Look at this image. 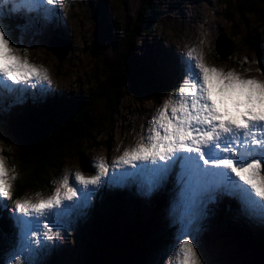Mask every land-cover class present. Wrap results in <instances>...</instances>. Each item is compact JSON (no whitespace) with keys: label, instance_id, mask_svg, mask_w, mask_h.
I'll return each mask as SVG.
<instances>
[{"label":"rangeland","instance_id":"374dc122","mask_svg":"<svg viewBox=\"0 0 264 264\" xmlns=\"http://www.w3.org/2000/svg\"><path fill=\"white\" fill-rule=\"evenodd\" d=\"M145 1L67 0L62 9H57L53 22L46 27L37 24L30 31L21 33L18 45L28 49V60L47 70L52 81L50 90L42 94L76 100L86 93L105 91L110 79L121 74L115 68L122 63L132 32L147 18L146 11L143 12ZM228 1L152 0L160 18L151 31H141L135 37L131 53L133 62L137 63L143 76L152 79L153 85L145 87L143 92L141 84H127L124 96L119 97L115 107H109L106 98L99 100L96 116H101L105 123L99 127L100 132L93 134L83 152V164L76 158L67 161L52 176L46 190L27 193L24 200L36 202L46 198L65 174L71 173L70 182L76 174L87 178L97 171L93 167L95 161L102 159L111 165L113 159H118L123 151L138 143L148 121L152 122L156 110L178 87L182 78V60L192 47L197 48L210 67L233 71L243 79L264 81V50L258 54L251 46L255 42L256 29L260 27L259 34L264 45V25L250 15L241 17L234 2L229 4ZM259 3L264 5V2ZM59 22L64 35L58 30ZM221 38L228 39L234 46L233 54L226 60L218 57L216 51V43ZM249 41L251 45H248ZM53 45H59L68 52L63 62L56 55ZM223 45L227 49V44ZM38 89L39 85L31 91L37 92ZM30 94L23 104L17 106L23 109L32 103ZM19 148V142L7 134L0 122V155L6 157V166L14 169L15 175L18 168L14 155ZM175 195L174 175H170L163 186L150 196L142 195L134 182L124 185L102 183L96 188L87 209L71 218L66 232L61 229V238L50 242V249L40 258L42 264H87L88 244H96L99 238L93 235L97 221L100 222L102 236L98 246L103 242V247H96L97 264H133L139 247L148 248L140 264H168L178 229L171 210ZM110 201H117L122 207L109 209L107 203ZM6 203L11 204V201ZM156 203L160 206L157 207ZM229 205L225 218H219L221 209L225 210ZM96 211L97 218L94 217ZM9 215L10 210L6 217L10 235L0 232V264H8L13 245L18 244V235L14 234ZM147 224L150 226L146 229ZM243 224H248L246 226L250 228L260 222L242 215L231 197H221L210 205L196 237L202 264H231V254L241 246L237 243L230 245L226 237L227 228L235 232ZM9 236L14 239L7 241ZM243 255L245 262L252 258L248 252Z\"/></svg>","mask_w":264,"mask_h":264},{"label":"snow or ice","instance_id":"6c2138e0","mask_svg":"<svg viewBox=\"0 0 264 264\" xmlns=\"http://www.w3.org/2000/svg\"><path fill=\"white\" fill-rule=\"evenodd\" d=\"M67 0H0V112L50 90L47 70L32 64L13 38L46 27ZM25 55L21 56L20 53ZM181 81L156 110L140 141L111 165L95 161L87 178L61 177L46 198L12 201L15 170L0 155V210H10L18 244L8 264H42L71 218L82 214L102 183L137 184L150 196L175 177L171 210L178 225L168 264H202L196 237L210 205L231 197L245 217L264 223V81L208 66L192 47L180 66ZM47 85L48 87H45ZM119 150V149H117ZM107 177V179H105ZM39 195V194H37ZM11 201V204L6 202Z\"/></svg>","mask_w":264,"mask_h":264},{"label":"trees","instance_id":"16d2710c","mask_svg":"<svg viewBox=\"0 0 264 264\" xmlns=\"http://www.w3.org/2000/svg\"><path fill=\"white\" fill-rule=\"evenodd\" d=\"M145 2L143 12L146 11L147 18L145 17L142 21V23L144 22L143 25L136 26L132 32L131 41L127 45L128 47L126 48L122 63L115 68V70L119 69L121 74L118 77L114 76L110 79V83L105 91L93 93L94 95L86 93L80 95L81 98L76 100L59 95L58 97L56 95L50 97L49 94L45 95L37 91L35 92L37 93L35 100L31 98L30 94L32 103L28 104L25 108L22 109L16 106L12 110L6 109L0 112V114L5 116V119H3L0 115L2 128L7 130V134H11L19 142L20 146L14 155L17 161L15 164L18 172L16 173L17 178L13 182L12 201L24 199L27 193L37 189L46 190L53 179L52 176L56 175L57 171L59 172L67 161L76 158L83 164V152L88 148V143L91 142L93 134L97 133V131L100 132L99 127L105 123L101 116H96V105L99 100L106 98L107 105L115 107L119 97L124 96L123 91L127 89V84H130V86L141 84L144 87L142 89L143 92L145 91V87L153 85L152 79L143 76L137 63L133 62V54L131 53V46H133L132 42L135 40V37L141 31H151L154 23L160 18L159 10L154 8L152 0ZM231 2H234L237 6V12L241 17L250 15L258 19L261 25H264V5H260L259 1H228L229 4ZM138 23L141 24V22ZM57 26L59 32L64 35L60 28L62 26L61 22ZM260 28L256 29V35H254L255 42L251 43L253 45L250 44V41L248 44L258 54H261L264 50L261 39L262 35L259 34ZM59 32H57V35ZM13 35L14 40L18 41L21 32L16 30ZM142 69L145 70L144 68ZM107 204L109 209L112 207H122L117 201H110ZM156 206L159 207L160 203H156ZM227 209H230V205L225 210L221 209L218 217L225 218L224 215ZM97 214L96 211L95 215H92L97 218ZM6 217L7 211L0 210V232L8 236V234L10 235V229ZM99 224L100 222L97 221L93 227V235L99 238H97L96 244H88L87 264H97V242L102 241ZM246 225L243 224L240 226L241 228H236L235 232L228 227L227 233L225 232L231 244L237 243L241 245L238 250L239 253L234 256V260L237 264H264V223H260L255 227L250 226L252 229ZM149 226L150 224H147L146 229ZM13 239V236H9L7 241H12ZM5 244L8 243L5 242ZM98 247H103V242ZM145 250L147 251L148 248H145ZM145 250L140 247L136 249V260H132V262L135 261L133 264H140ZM244 252L252 255V258L247 260L248 262L244 261Z\"/></svg>","mask_w":264,"mask_h":264},{"label":"water","instance_id":"95a60500","mask_svg":"<svg viewBox=\"0 0 264 264\" xmlns=\"http://www.w3.org/2000/svg\"><path fill=\"white\" fill-rule=\"evenodd\" d=\"M257 1H259L261 3L264 2V0H257ZM224 43L227 44V49L224 48V45H223ZM55 47H57V48H55ZM53 49H54L56 55L58 56V58H59V60L61 62H63L67 58L68 52L62 50L59 45L58 46L57 45L56 46L53 45ZM216 51H217V54L219 55L218 57H220L223 60H226V59H229V57L233 54V52H234V46H233V44L228 39L223 40L221 38L216 43ZM230 245H232V244H230ZM238 253H239V251H236V252H234V253L231 254V257L228 256V257L231 258V264H237L235 262V260H234V256H235V254H238ZM97 263H98V261H97Z\"/></svg>","mask_w":264,"mask_h":264},{"label":"bare ground","instance_id":"6f19581e","mask_svg":"<svg viewBox=\"0 0 264 264\" xmlns=\"http://www.w3.org/2000/svg\"><path fill=\"white\" fill-rule=\"evenodd\" d=\"M259 4V3H258ZM67 42V41H66ZM151 124V120L148 121V126L147 128L149 127V125ZM225 221V220H224Z\"/></svg>","mask_w":264,"mask_h":264}]
</instances>
